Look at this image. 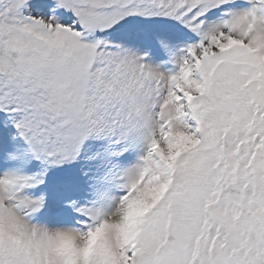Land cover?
I'll use <instances>...</instances> for the list:
<instances>
[{"label":"snow or ice","instance_id":"snow-or-ice-1","mask_svg":"<svg viewBox=\"0 0 264 264\" xmlns=\"http://www.w3.org/2000/svg\"><path fill=\"white\" fill-rule=\"evenodd\" d=\"M0 264H264V0H0Z\"/></svg>","mask_w":264,"mask_h":264}]
</instances>
